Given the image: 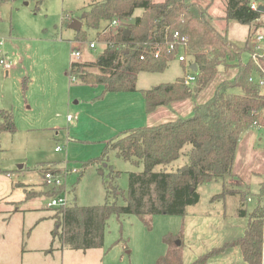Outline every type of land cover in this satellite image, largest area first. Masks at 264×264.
<instances>
[{
  "label": "rangeland",
  "instance_id": "1",
  "mask_svg": "<svg viewBox=\"0 0 264 264\" xmlns=\"http://www.w3.org/2000/svg\"><path fill=\"white\" fill-rule=\"evenodd\" d=\"M193 1L208 6V19L229 40L240 46L246 38L252 43L247 25L224 19L226 0ZM91 2L43 0L38 9L34 0L0 4V55L3 53L4 61L0 62V108L12 112L16 128L14 133H0V252L8 250L2 243V237H6L7 244L11 241L21 249L17 264H156L171 248L164 240L171 233L178 235L171 246L178 250L183 264L205 254L210 255L205 264H242L240 248L224 245L242 234L247 217L237 213L239 195L222 192L237 189L251 194L264 185V126L249 130V135L242 134L232 166L237 176L200 184L198 202L187 206L183 216L157 214L141 220L134 214L112 215L99 248L71 249L62 246L58 238L52 240L53 208L47 207L50 197L46 194L50 188L43 183L39 168L54 169L49 163H55V168L63 167L59 172L63 191L57 196L81 206L102 204L106 199L103 181L109 178L125 192L128 173L143 168L141 163L136 165L119 157L114 150L102 161L83 165L102 154L114 133L129 126L130 111L137 113L134 119L147 114L141 90L99 96L101 84L92 87L78 77L71 81V74L65 73L71 61H92L103 48L97 43L91 49L88 42L95 38L103 41L105 24L98 31L88 29L85 40H76L75 30L69 23L63 24L66 15L68 20H81V27L86 29L82 19ZM141 12V8L135 9L127 22H133ZM77 44L81 51L78 59L71 55ZM242 59H247V52ZM221 69L199 92L196 103L205 102L221 80L231 77L232 69ZM185 71L177 59H172L161 73H141L137 88L174 81ZM112 121L120 129L113 131ZM190 148L189 143L185 144L176 160L156 165L154 170L175 171L187 164ZM66 169L78 172L64 173ZM31 191L34 195L28 196ZM117 203L123 204L121 197ZM246 203L250 209L252 202ZM9 247L12 250V245ZM220 248L223 249L212 254Z\"/></svg>",
  "mask_w": 264,
  "mask_h": 264
},
{
  "label": "trees",
  "instance_id": "2",
  "mask_svg": "<svg viewBox=\"0 0 264 264\" xmlns=\"http://www.w3.org/2000/svg\"><path fill=\"white\" fill-rule=\"evenodd\" d=\"M12 1L17 0H0V4ZM34 1L35 9L43 2ZM249 2L226 0L224 8L226 21L235 20L249 27L248 38L259 28L256 19L261 15V11L249 7ZM137 8L142 9L141 14L133 22H127ZM83 15L86 29L81 27L75 31L76 40H85L88 29L98 31L114 18L122 20L118 28L102 35L106 45L94 60L71 61L65 72L92 87L101 84L103 90L99 96L106 92L135 91L140 73L163 72L174 59L173 54L166 51V44L172 40L175 31L186 38L184 54L188 60L180 63L195 75V80L185 84L184 76L142 89L147 113L158 106L195 98L219 72V67L223 72L231 68L236 72L232 78L219 82L205 102L195 103L191 115L122 130L106 141L100 156L83 163L86 167L94 161H102L110 150H114L119 157L136 165L141 163L143 168L128 173L125 192L112 178L104 180L106 199L102 204L81 206L72 203L53 208L52 240L58 238L62 246L77 250L101 247L107 221L112 215L134 214L141 220L157 214L183 216L187 206L198 202L197 187L200 184L234 176L232 166L241 134L252 126H264V93L256 81L250 80L256 71L264 72V57L260 58L259 66L250 55L243 60L242 54L250 53L248 39L243 46L230 41L226 33L208 19V6L193 0H92ZM70 21L64 15L63 24ZM156 45L160 47V53L154 56ZM193 63L195 71L191 69ZM235 88L240 92L232 91ZM15 131L12 112L0 108V133ZM188 143L191 148L187 164L175 171L154 170L156 165L176 160ZM49 165L54 166L51 169L54 172L63 169L55 168V163ZM46 168H39L40 173L43 174ZM111 172L119 174L118 171ZM62 191L63 184L50 188L46 194L51 197ZM223 193L239 195L237 213L247 217L243 234L225 243L224 247L238 246L244 264H263L264 185L257 193L237 189H225ZM30 194L34 195L32 191L28 196ZM119 197L123 200L122 205L117 203ZM246 201L252 202L250 209L246 208ZM177 238L178 235L171 233L164 236L171 248L157 259L156 264H183L178 250L171 246ZM222 249H216L212 254ZM209 256L201 255L189 264H205Z\"/></svg>",
  "mask_w": 264,
  "mask_h": 264
},
{
  "label": "built area",
  "instance_id": "3",
  "mask_svg": "<svg viewBox=\"0 0 264 264\" xmlns=\"http://www.w3.org/2000/svg\"><path fill=\"white\" fill-rule=\"evenodd\" d=\"M249 7L252 10H259L260 8H262L260 17L256 19V22H258L260 26L253 33V44L250 47V53H249L253 62L259 66L260 58L264 57V0H250ZM121 23L122 20L118 18L112 19L110 22L106 24V26L103 27L102 34L108 31L115 30L121 25ZM97 43L103 45V47H105L106 45L105 41H99L97 38H95L94 40L88 42V46L89 48L94 49ZM1 44L2 41H0V45ZM77 46L78 44L74 45L71 55H73L75 58L78 59L81 56V51ZM185 47H186V38L183 35H181L179 32L175 31L173 33L172 40L168 41L166 44V51L168 53H172L174 59H177L179 62H181L186 60L184 54ZM159 53H160V47L156 45L153 48V55L157 56L159 55ZM0 62L4 63L3 59H0ZM70 80L76 81V77L71 75ZM194 80H195V75L191 73L185 76L184 82L185 84H191ZM250 80L256 81L259 84V86L262 88L264 93V72L256 71L255 75L251 77ZM69 172L77 173L78 171L76 169L73 170L66 169L64 171V173H69ZM42 179H43V183L49 188L58 187L63 184V176L60 175L59 172H54L52 170L44 171L42 174ZM67 204H68L67 199L65 197L62 196L60 197L55 195L49 198L47 207L55 208L60 206H66Z\"/></svg>",
  "mask_w": 264,
  "mask_h": 264
},
{
  "label": "crops",
  "instance_id": "4",
  "mask_svg": "<svg viewBox=\"0 0 264 264\" xmlns=\"http://www.w3.org/2000/svg\"><path fill=\"white\" fill-rule=\"evenodd\" d=\"M248 30H249V27H248ZM247 40V38H246ZM245 40V42H246ZM232 41V40H230ZM248 45H249V48L252 46L253 44V41L252 43H250V40L248 39ZM233 42V41H232ZM235 43V42H234ZM249 56V52H247V58ZM0 59H3V53H1L0 55ZM188 60V59H187ZM180 65L183 67V65L180 63ZM184 68V71L185 69L188 71H190L189 69ZM232 69V74H231V77L232 78L234 75H235V72H236V69L235 68H231ZM185 71V74H183V77L188 75ZM142 73H146V72H142ZM141 74V73H140ZM139 74V75H140ZM138 75V77H139ZM179 77H182V76H176L175 79L179 78ZM229 78V79H230ZM138 81V79H137ZM222 81V80H221ZM220 81V82H221ZM168 82H172V81H168ZM161 83H165V82H159L158 84H153L151 86H148V87H145V88H140V89H136L135 91H131V92H136L138 90H142V89H146V88H151V87H154V86H157ZM219 84V83H218ZM217 84V85H218ZM216 85V86H217ZM216 88V87H215ZM215 90V89H214ZM116 94H120L121 92H115ZM197 97V96H196ZM195 97V98H196ZM195 98H187V99H184V100H179V101H174V102H171L170 104L168 105H163V106H158L157 108H155L153 111L149 112L146 114V117H141L140 119H134L137 115V113H135V111L131 112L130 111V117H129V126H125L126 128L124 129H121L119 131H122V130H126V129H129V128H134V127H137V126H152V125H156V124H160V123H165V122H169V121H173L177 118H181V117H187L189 116L188 114H192V110H193V106L194 104L196 103L194 100ZM144 101V100H143ZM126 110L130 109V106H128L127 108H125ZM141 110V109H140ZM143 110H144V105H143ZM114 112V111H113ZM110 114V113H109ZM134 114V115H133ZM190 114V115H191ZM133 117V118H132ZM132 119V120H131ZM153 120H156V121H161V122H158V123H154V124H151ZM135 121H140V122H135ZM147 121V122H146ZM111 123V126H112V130L113 131H116L117 129H120L119 126H115V122L112 121L110 122ZM127 125V124H126ZM117 127V128H116ZM254 128H259V127H256V126H252L250 128H248L247 130H245L244 132H248L249 130H252ZM261 128V127H260ZM244 132L242 134H244ZM116 134V133H114ZM241 134V136H242ZM250 134V132H248V135ZM240 136V138H241ZM248 137V136H247ZM247 137L244 139V145H245V142L247 140ZM243 142V141H242ZM241 145V141L239 139L238 141V145H237V148ZM56 150V148H55ZM59 168H63V167H59ZM232 174L235 176L236 174H234L232 172ZM237 176V175H236ZM232 178V177H231ZM247 223V221H246ZM246 227V224L245 226L242 228V234L244 232V229ZM50 233H51V230H50ZM241 234V235H242ZM240 235V236H241ZM52 237V236H51ZM239 237V236H238ZM3 241V246L7 245L5 248L8 247V250H2V252H0V264L3 262L5 264H17L18 262V253L21 254V249H18L17 248V245L15 243H10L7 244L5 238L6 237H2ZM237 238V237H236ZM235 239V238H234ZM232 239V240H234ZM232 240H227V241H232ZM9 245H12V250H11V247H9ZM262 253H263V258H264V243H263V249H262ZM238 262V260H237ZM242 264H244V261H243V257H242ZM263 264H264V261H263Z\"/></svg>",
  "mask_w": 264,
  "mask_h": 264
},
{
  "label": "water",
  "instance_id": "5",
  "mask_svg": "<svg viewBox=\"0 0 264 264\" xmlns=\"http://www.w3.org/2000/svg\"><path fill=\"white\" fill-rule=\"evenodd\" d=\"M260 11L262 10V8L259 9ZM84 16V15H83ZM81 20L79 19H71L70 23H69V27H71L72 29H74L75 31L79 30L81 28ZM191 69L193 71L196 70V65L193 63L191 65ZM179 243V241H177V244Z\"/></svg>",
  "mask_w": 264,
  "mask_h": 264
}]
</instances>
